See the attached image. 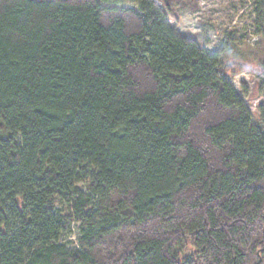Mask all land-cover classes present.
<instances>
[{"label": "trees", "instance_id": "16d2710c", "mask_svg": "<svg viewBox=\"0 0 264 264\" xmlns=\"http://www.w3.org/2000/svg\"><path fill=\"white\" fill-rule=\"evenodd\" d=\"M159 1L0 0V264H264V133Z\"/></svg>", "mask_w": 264, "mask_h": 264}, {"label": "rangeland", "instance_id": "374dc122", "mask_svg": "<svg viewBox=\"0 0 264 264\" xmlns=\"http://www.w3.org/2000/svg\"><path fill=\"white\" fill-rule=\"evenodd\" d=\"M163 8L159 0H154ZM264 0H190L174 2L179 30L199 34L208 50H219L227 77L239 91L252 120L264 133V19L258 22ZM75 223H73L74 225ZM1 229V227H0ZM72 241L77 240V224Z\"/></svg>", "mask_w": 264, "mask_h": 264}]
</instances>
